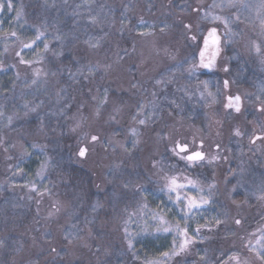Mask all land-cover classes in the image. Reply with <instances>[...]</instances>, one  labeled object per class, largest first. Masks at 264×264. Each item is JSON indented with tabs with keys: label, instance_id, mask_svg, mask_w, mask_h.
Here are the masks:
<instances>
[{
	"label": "rangeland",
	"instance_id": "rangeland-1",
	"mask_svg": "<svg viewBox=\"0 0 264 264\" xmlns=\"http://www.w3.org/2000/svg\"><path fill=\"white\" fill-rule=\"evenodd\" d=\"M121 1L104 0L106 6H109L110 9L123 11L119 15L120 21L116 20L113 15L107 25L109 28L121 26L120 33H124L127 42L121 44V42L109 38H104L105 41L101 39L92 42L96 44L99 41L97 47H90L92 55L89 56L90 62L88 61L87 64L91 65L92 72L89 73L87 67L82 73H77L75 77L81 74H86L88 78L93 77V75L99 76L96 80L93 79L94 83L87 81L90 92L85 89L84 91H78L75 95V91H72L70 97L74 94V98L73 100H71L72 98L69 99L68 103L65 101L66 105L63 100L68 97L62 96L61 90L63 88L59 86L58 81L49 76L47 77V75L45 78L44 74L41 75L42 72L39 76H36L34 70L30 69V66L37 63L36 61L39 59L36 52H42L44 42L49 44L50 51V46L54 45L52 40L44 35L40 41H37L38 47L34 46L31 50L22 48V43H29L35 38L37 28L24 19L22 6L19 7L14 0H11L13 8L9 10L7 8L9 0H0V3L4 5L3 8H0V81L3 82V77L7 74H20L17 89L13 85L6 92L5 97L4 94L0 95V103L4 99H9L7 103L0 104V112H3V116H0V160L6 163L15 159V155L19 156L17 162L13 163L8 176V185L22 188L32 198L46 195L48 199H53L54 196L61 199V196H64L54 190L57 174H55L56 165L53 162V154L46 145L42 142L39 143L43 135L41 129L44 128V123L42 121L38 122L35 129H33L36 131L34 134H31L33 131H27V123L30 117L33 116L47 119L50 112H54L51 114H55L59 121V117L63 115L64 111L71 108L73 112L67 115L66 126H64L66 144L74 145V148L77 146L76 150L78 151L81 147L87 150L86 156L83 158L76 152L77 168L89 176L96 198L101 200L107 198V201L114 202L113 206L110 207V215H108L110 217L109 224L105 223L103 219L101 221L95 220L94 213L89 216L87 213L84 214V218L87 220L83 222L84 225L82 224L76 229V235H86V228L92 225L89 236L94 239L96 248L101 252L105 250L103 242L107 244L106 242L111 241L116 245L121 242L127 246V251L129 249L134 259H139L142 262L145 259L156 258L160 253L168 251L172 246V235L167 233L156 234L153 222L150 219L151 211H160L166 214V219L170 223L175 224L180 221L181 226H183L184 218L181 207L173 202L175 194H172L173 199L169 200L168 195L161 191L164 184L162 176L167 172L168 175H176L180 183H186L184 177L198 180L204 187L202 195L208 194V183L216 186L212 193L211 202L200 209H194L189 214L190 217L195 216V219L201 225L205 224L206 221H212L208 227L202 228L200 238L196 241L206 243L207 234H219L226 239L238 238L235 236L241 234L238 242L230 241V243L234 242L239 245L231 247V244H229L224 246L220 249L221 255L224 252H226L225 258L236 255L240 264H264V258L259 255L260 250L264 249V200L259 198L264 194L261 192V185L264 183V139L250 143V139H255L256 136L264 137V111L257 110L264 107L259 101L260 97H264V64L261 63V60L264 59V38H262L260 24L261 18L264 17V8L260 7L262 0H235V6L233 7L215 9L209 7L213 4V0H186L182 4L179 0H124V3H121ZM224 2L226 3L227 0H224ZM216 3H221V0H216ZM87 5H90V8L93 9L96 6L91 21L93 22L94 18L96 23L102 22L105 15L97 0H89ZM18 10L21 12L19 19L16 16ZM210 10L215 15L228 18L229 28L226 29L220 21L204 19L205 13ZM165 25L168 27H165ZM185 25L190 26L188 34H186L187 28H185ZM213 26L218 27V35L221 38L220 52L222 60H220L219 66L224 69V73L221 74L222 84L217 87L215 95L222 97H225V95L231 96V94H233L232 96H240L241 111L239 113L227 112L223 110V106L221 110L213 109L210 113H205L206 111L196 107L198 102H204L203 96H206L203 95V90H199L197 84H192L193 87H186V84L177 76L172 77L170 82L167 73L158 76L164 74L163 70L166 65L162 63L166 61L163 57L167 58V56L175 60L176 66L181 68L185 66L184 69L186 68L187 71L191 67L187 63L191 58L188 52L193 47L190 45L193 42L190 37L199 36L198 43H200L202 36L207 34L208 28ZM13 31L17 33L16 37L11 36ZM59 37H61L59 40L64 38L63 35H59ZM254 44L261 46L260 52L256 51ZM124 47H135V49L128 52L123 50ZM17 52L21 53L25 61H32V63L21 64L19 62L21 56H17ZM192 52H194L195 62L200 51L197 53L194 48ZM225 52L229 53V56ZM47 53L44 54V58L40 62L46 59ZM174 57L178 58L173 59ZM230 59L237 62L232 68L234 75L225 72V66L230 64ZM97 61H102L100 66L94 63ZM239 61L240 68L249 76L248 86H242L241 82L238 83L241 80V75H235ZM129 62L138 66L140 69L139 76L145 81L144 86L139 87L140 90L142 89V96L135 103L133 94H130L128 95L127 104L115 106L114 101L111 102L113 97L109 96L110 88L113 87L121 91H125L128 87L135 88L134 81L136 79H133V77L136 76L130 72L129 66L131 65L128 64ZM32 70L33 74H30ZM193 72L195 73V71ZM136 75L138 77V73ZM101 79L104 80V84ZM225 80L228 81L227 87L224 86ZM156 81H161V83L157 84ZM252 81H254L253 84ZM105 91L108 94L107 102L100 105V100L104 99ZM16 92L18 95H22V100L17 103L14 102ZM91 95L93 98L95 97L93 100L96 109L99 107V115L96 114L98 117H95L96 109L89 100ZM191 99H194V103ZM75 100L76 103H74ZM32 101L33 104H31ZM26 104L28 108H25ZM140 105H144L142 110ZM187 105L191 106L186 109ZM29 108H35V111H29ZM196 109L200 113H196ZM82 113H86L84 120L81 119ZM198 115L200 117L199 122L195 119ZM9 116L13 117L11 123L8 121ZM133 117H136V119H133ZM145 118H147V121L144 125L137 122L139 119ZM218 118H220L222 127L212 129V122ZM174 123H177V126L172 130ZM18 124L21 130L14 132V127ZM77 124L80 126L76 127ZM59 126V124L53 123L49 125V128L54 129L59 128ZM73 128L76 130L73 131ZM131 128L137 129V136L130 135ZM236 128H239L244 135L241 137L234 136L232 133ZM51 135L54 136L52 138L58 137V134ZM92 135L99 136V142H93L91 140ZM188 138L191 141H188ZM172 139L174 141L181 139L179 142H189L194 147L206 143L204 147L209 155L217 153L221 154V157L211 164L207 162V160H210L207 158L203 163L189 166L187 162L180 160V158L170 156L173 148ZM134 140H139V143L134 145ZM33 143L43 145L44 151L41 152L39 148L33 149ZM68 146L65 148L68 149ZM24 149H27L30 155H23ZM69 150L72 149L69 147ZM108 150L112 151V155H105L107 152L109 153ZM128 159H132L131 162H134L135 165L137 162L143 164V170L145 171H148L146 167L149 165L150 169L152 167L156 171L160 170L163 175L158 178L155 176L148 177V183H145V186L150 185L152 186L151 189H145L144 191L142 189L138 192L136 186L142 185L139 182L141 180L130 179L126 176L125 178L120 177L125 175L124 170H131L129 167L125 169L129 164ZM45 160L48 162L45 175L43 178L37 177L35 174ZM171 160L175 161L174 165ZM156 162H159V165L153 167ZM129 166H132V164H129ZM170 170H174V172ZM150 172L148 171V173ZM127 175L130 174L127 173ZM63 181H66V179L63 178ZM31 183L37 186L38 192L42 195L29 190ZM25 185H28V187ZM233 185L238 186L230 196L229 192ZM135 192L138 193L137 197L139 198L137 199L139 203L137 206H134L136 204ZM238 192L240 194H237ZM122 193H127V197L125 196L123 201L121 199ZM185 194L198 195L191 188H185L180 192L181 196ZM235 194H237L238 201L234 196ZM145 197L146 201L143 199ZM233 199H236V203L233 202ZM95 202H93L92 209H99L100 204ZM143 202L148 204V209L145 210L146 214L144 216L133 215L137 212L140 203ZM82 207L84 206L77 208L76 205V209L73 210L77 218L79 215L83 219L82 215L77 212ZM103 207L105 210L106 206L103 205ZM63 209L65 208L59 210V215L71 217L67 211L62 212ZM104 210L100 214L105 215ZM103 215L98 216V218H104ZM214 217L221 220L219 225H216L213 221ZM236 219L241 220L239 226L235 224ZM64 222L65 225H70L68 224L70 219L61 223ZM146 223L149 226V232L153 234L146 235L141 232ZM189 223H191L193 229L197 226L196 222L191 219ZM57 225L40 228V234H49L48 236L58 241L57 243L61 242L63 240L61 234L68 226L62 227L63 231L61 232ZM126 228L127 232L131 234L130 239L133 245L131 249L128 247ZM69 230L74 232L75 228L73 227L71 230L70 226ZM106 231L110 235H115V237H108L109 234ZM249 233H254V238L245 246L244 240L249 237L244 235ZM55 235L57 236L55 237ZM75 237L77 238V236ZM34 241H30L31 246H35ZM208 246L207 249L201 248L199 250V256L204 258L202 259L204 262L205 256L209 255L207 264H212V262L215 263L214 257L218 256L214 254V252H217V248H213L211 244ZM80 247L81 245L77 244L75 247H70L71 249L68 248L69 251L65 249L66 252H59L54 259L49 257V261L56 264H75L76 262L68 261L69 256H75L78 258L79 263H90L87 259L88 246L86 245L87 249L85 245L82 247L86 250V256L83 254L78 255L77 248ZM74 248L75 251L77 250L76 253L72 251ZM113 249L114 246L112 245L105 255H112ZM94 256L96 257L97 254H94ZM64 258L67 259L66 262ZM172 259L168 261L171 264L174 263ZM95 262L96 260L92 261V264H95ZM26 264H40V262L29 260Z\"/></svg>",
	"mask_w": 264,
	"mask_h": 264
},
{
	"label": "trees",
	"instance_id": "trees-1",
	"mask_svg": "<svg viewBox=\"0 0 264 264\" xmlns=\"http://www.w3.org/2000/svg\"><path fill=\"white\" fill-rule=\"evenodd\" d=\"M14 1L19 7L22 6V15L24 19L34 27L38 29L40 28V30L52 40L54 45L50 46L51 49L46 54V59L43 62L34 63V65L30 66V69H41L42 76L44 74L45 78L47 75V77L49 76L58 81L59 86L63 88V90H61L62 96L68 97L66 100H63L66 105L69 102V99L72 98L71 100H73L74 98V94L72 97H70L72 91H75L76 95L78 91H84L85 89L88 90V82L92 83L94 80H96L97 76H99L93 75V77L88 78L86 74H81V77H75L78 73L77 70L83 68L84 71L88 66L87 62H90L89 56L92 55V51L90 50V47L88 46L89 44L86 43V41L93 42L101 39L105 41V39L109 38L113 39L114 41L121 42V44L122 42H124L123 44L127 42L124 33H120L121 26L109 28L107 25V22H110L109 19L112 18L113 15L116 20L120 21L119 15L120 12L123 11L110 9L109 6H106L104 0H97L98 4L102 7L105 17H103L104 20L102 22H95L96 24L91 21V17L94 16V12L96 11V6L94 9L90 8V5H87L89 0ZM123 1L124 0H122L121 3ZM179 1L182 4L186 0ZM189 32V28H187L186 34ZM59 35H63L64 38L62 40H57L56 37ZM197 40L199 41V36H197ZM130 48L124 47L123 50L129 52V50L135 49V47ZM55 53H59V55H55ZM163 59H166V61H163L162 63L163 65H166V68L163 70L164 74H160L158 76L166 75L167 73V68L169 66L168 56L167 58L163 57ZM94 63H97V65L100 66L102 61H97ZM128 64L131 65L129 66L130 72H132L133 75L135 74L136 77V73H138L139 78L133 77V79H136L134 81V89L128 87L125 91H121L116 90L113 87L110 88L111 91L109 96L111 98L113 97L111 102L114 101L115 106L127 104V99L129 97L128 95L130 94H133V101H135V103L139 101L142 96V89L140 90L139 87L141 85L144 86L143 84L145 81L139 76L140 69L135 63L129 62ZM235 64L236 62H233L232 66L234 67ZM33 70L30 74H33ZM19 80L20 74L18 73L7 74V76L3 77V82L0 81V95L4 94L5 97L6 92H8L13 87V85H15L17 89ZM101 81L103 82L104 80L101 79ZM21 96L22 95H18L16 92L14 102H20L22 100ZM93 99L94 98L91 95L89 100L96 109ZM8 100L9 99H4L3 101L2 99L3 102L0 104L7 103ZM74 103H76V100ZM31 104H33V101ZM72 112L73 110H71V108L66 109L63 115L59 117V121L55 117V114H51L54 112H50L47 116V119L44 117L33 116L30 117L27 123V131H33L31 134L36 133V131L33 129H35L38 122L42 121L44 123V128L41 129V133H43V135L39 143L42 142L44 145H46L53 154V162H55L56 165L55 174H57V182L54 190L56 193H62L64 196H66V199L64 196H61L62 200L58 196H56L57 199L55 196L53 199H48L46 198V195L32 198L29 193L22 188L9 186L8 176L12 170L13 163L17 162V157L19 158V156L15 155L14 157L16 158L12 159V162L7 161L5 163L4 161L0 160V264H26V262L29 260L40 262V264H56L55 262L51 263L49 261V257L54 259V257L59 254V252L64 253L66 252L65 249L68 250V248L75 247L77 244L81 245L80 248H77L78 255L83 254L86 256V250H84L82 247L84 245L85 247L86 245L88 246L89 250L87 259H89V261H87L90 263H79L77 257L69 256L68 261L76 262L75 264H92V261L94 260H96L95 264H143L141 260L134 259L129 249L127 251V246L123 245L121 242L120 244L118 243V245L111 241L106 242L107 244L103 242L105 245V250L101 252L98 248H96L94 239L89 236V230L92 228V225H89L86 228V235H76V229H78L83 224V222L87 220L84 218V214L88 213L89 216L91 213H94L95 220L101 221L103 219L105 223L109 224L110 217H108V215H110V207L113 206L114 202L107 201V198L105 199L106 201L104 199L101 200L100 198H96L94 196L89 176L87 173L85 174L81 169L77 168V156H75L76 152L77 154L79 152L76 150L77 146L75 148L74 145L71 144H68V146L66 144L67 139L64 138V126H66L65 120L67 115H69V113L72 114ZM96 116L97 115L95 113V117ZM83 118H86V113L81 114V119ZM53 123L59 124L60 129L58 127L54 129L49 128V125ZM18 130H21L19 124L15 125L14 132H19ZM51 134H58V137L52 138L54 136ZM66 146H68V149L70 147L72 150L68 151V149L65 148ZM108 151L109 153L107 152L105 155H110L112 153L111 150ZM135 158L137 159V157ZM131 160L132 159H128L127 162L132 164V166H129L128 164V166L125 167V169L129 167L131 170H124L125 175L120 177L125 178L126 176L130 179L141 180L139 182L142 183L141 188L143 191L145 189H151L152 187L150 185L145 186V183H148V177L155 176L158 178L163 175L160 170L156 171L152 167L150 169L149 165L146 167V169L151 172L148 173V171L143 170V164H139L137 162L135 165L134 162H131ZM127 173L130 175H127ZM63 178H65L66 181H63ZM126 194L127 193H122V201L125 199L124 197ZM237 194L240 193L238 192ZM237 194L234 196L236 197ZM236 198L238 201V197ZM94 201H96V204H100L99 209H92ZM233 201H236V199H233ZM74 204L77 205V208L84 206L77 210V212L82 215L83 219H81L79 215L78 218L74 215L73 210L76 209V205L74 206ZM103 205L106 206L105 210ZM62 208H65L62 210V212L67 211V213H70L71 217L60 216L59 210ZM103 210L106 213L105 215L100 214V212ZM101 215H103L104 218H98V216L100 217ZM62 219H70V222L68 223L70 225H65V222L61 223L62 221H65ZM56 224H58L57 227H59V231L61 232L63 231V229H61L62 227L68 226L63 231L64 233L61 234L63 240L59 243H57L58 241H55L53 238L49 237V234H40L41 231H39L40 228L42 229L45 226H55ZM70 226L71 230L73 227L75 228L74 232L69 230ZM106 232L108 233V231ZM108 234V237H115V235L113 236L110 235V233ZM240 235L241 234H237L235 237L240 238ZM45 236L47 237L43 238ZM56 236L57 235H55V237ZM74 236H77V238H74ZM244 236L249 237L248 239L244 240L245 246H247L248 243H250V241L254 238V233H249ZM207 238L208 239L206 243H200L196 241L185 253H182L179 257H174L172 259V262H174L173 264H207L209 255L205 256L206 258L204 263L199 256V250L201 248L207 249L209 247L208 245L210 244L213 246V248H217V252H214V254L218 255L214 257L215 263L212 262V264H224L225 261H229V258H225L226 252L221 255L220 249L229 244H231V247L234 245H239L238 243H234L238 242V238L226 239L219 234H207ZM31 240H35V246H31ZM230 241L234 242L230 243ZM112 245L114 246V249L112 250L113 254L110 256L105 255L106 252L108 253L109 249H111ZM52 249H56V251L54 252ZM119 249L121 250L119 251ZM72 251H75V248ZM94 254H97V256L95 257ZM64 260L65 262L67 261L65 258ZM167 264H171V262H168ZM229 264L236 263L234 261H230Z\"/></svg>",
	"mask_w": 264,
	"mask_h": 264
},
{
	"label": "snow or ice",
	"instance_id": "snow-or-ice-1",
	"mask_svg": "<svg viewBox=\"0 0 264 264\" xmlns=\"http://www.w3.org/2000/svg\"><path fill=\"white\" fill-rule=\"evenodd\" d=\"M235 6V0H227L225 3L224 0H221V3H216V0H213V4L210 5V9H215V8H220V7H233ZM246 7L247 5H241ZM4 5L0 3V8H3ZM261 8H264V0H262V3L260 5ZM7 8L11 10L13 8V4L11 0H9L7 4ZM17 19L21 17V12L18 10L17 11ZM204 19H211L213 21H220L223 26L228 29L229 28V20L226 17H221L219 15H215L213 11H208L205 13V16L203 17ZM142 22V21H141ZM93 23H95V19L93 18ZM261 24V32H262V38H264V17L261 18L260 21ZM165 27H168L165 25ZM189 25H185V28H189ZM45 33L41 31L40 29H36V36L34 39L31 40L29 43H22V48L24 49H33L34 46L38 47L37 41H40L44 37ZM12 37H16L17 33L13 31L11 33ZM57 40L61 39V37L57 36ZM193 41L197 39L196 36L190 37ZM86 43L89 44V47H97L99 41H97L96 44H93L91 41H86ZM220 44H221V38L218 35V27L213 26L208 28L207 34L203 36V47H201L200 52H199V58H200V63L199 65H193L188 69L189 74H191L196 67H201L205 69L211 70L214 67V62L217 57V55L220 52ZM256 49L257 52H260L261 46L260 45H253ZM210 52V57L206 59V53ZM49 52V44L47 42H44L43 44V50L42 52H36L37 57L39 59L36 61L37 63L40 62L41 59L44 58V54ZM17 56H21L20 52L16 53ZM55 55H59V53H55ZM21 64H31L32 61H25L23 57L21 56L20 61ZM261 63L264 64V59L261 60ZM88 71L89 73L92 72V67L91 65H88ZM227 71V69H225ZM78 73L83 72V68L77 70ZM41 74V69H34V75L39 76ZM35 82V81H33ZM157 84H160L161 81H156ZM205 85V88H207V81L202 82ZM224 86H228V81L224 82ZM95 99V97H94ZM108 99V94L107 91H105L104 94V99L100 100V105L106 104ZM227 103L225 104V108L232 109L235 112L239 113L241 111V97L240 96H229L227 97ZM260 104L264 105V97L259 98ZM25 108H28V105H25ZM141 110L144 108V105H140ZM118 111V109H116ZM258 111H264V107L258 108ZM29 111H35V108H29ZM96 114L99 115V107L96 109ZM27 115V113H25ZM0 116H3V112H0ZM133 119H136V117H133ZM13 120L12 116L8 117L9 123H11ZM147 121V118L145 119H139L137 122L141 125H144ZM80 125L77 124L76 127H79ZM76 129L73 128V131ZM236 137H241L244 135L242 131L239 128H236L233 130L232 133ZM130 135L132 136H137L138 132L136 128H131L130 129ZM100 137L97 135H92L91 140L93 142H99ZM264 139V137L261 136H256L255 139H250V143H255L256 140ZM134 145L139 143V140H134L133 141ZM202 147V146H201ZM219 147V145H218ZM32 148L36 149L39 148L41 152L44 151V146L39 145V144H32ZM86 149L81 147L79 149L78 155L83 158L86 156ZM171 151L174 153V155L178 156L180 160L187 162L189 166L193 164H199L203 163L207 160L205 153L202 150H193L190 151L187 143H181L179 141H173V148ZM183 154V155H182ZM23 155H30L27 149L23 150ZM217 156H213L211 160H207L209 164H211L213 161L218 159ZM159 165V162L154 163L153 167H157ZM48 167V162L47 160L43 161L40 165L39 170L36 172L37 177L43 178L46 172V169ZM23 170L21 169V172ZM162 171H164L162 169ZM162 179L164 180V184L161 188V191H164L168 197L169 200L173 199V195L175 194V199L174 203L178 206L181 207V211L183 212V226H181L180 221H177L175 224H172L169 222V220L166 219V214L161 213L160 211H151L150 219L153 222L154 226V231L156 234L160 233H167L172 235V246L168 251L162 252L159 254L158 257L152 258V259H145L143 264H167L168 261H170L173 257H179L182 253H185L191 245H193L198 238H200L201 235V230L202 228H206L209 226V224L212 223V221H206L205 224L201 225L199 222L195 219V216L190 217V213L193 212L194 209H200L203 206L208 205L211 202V197L212 193L215 189V184L208 183L207 184V189H208V194L207 195H202L201 193L204 192V187L201 185V183L198 180H193L189 177H184V180L186 183H180L178 181V177L176 175H168L167 172L162 176ZM28 187V185H25ZM238 185H233L232 189L229 192V195L231 196L232 192L236 191ZM127 187V185H125ZM137 191L140 192L142 191L141 186L137 185ZM185 188H191L194 189L198 195H188L185 194L184 196L180 195V192L184 190ZM30 191L32 192H38L37 186L34 183L30 184ZM261 192L264 193V183L261 185ZM38 194L42 195V193ZM260 199L264 200V194H262ZM146 201V197L143 198ZM183 202V203H181ZM236 203V201H233ZM148 209V204L146 202L140 203L139 208L136 213H133V215H140L144 216L145 210ZM193 220L196 222L197 226L195 229L192 228L191 223H189V220ZM213 221L215 222L216 225H219L221 223V220L218 218H213ZM236 225L241 224L240 219L235 220ZM211 230V229H209ZM141 232L150 235L153 234L149 232V226L146 223V226L141 229ZM126 233V238H128V247L131 249L132 248V240L130 239V235L127 232V228L125 229ZM52 251H56V249H52ZM259 255L261 258H264V249H261L259 252ZM201 259H204L203 257ZM230 261H235L236 264H240L239 258L236 255H233L229 257V261H225L224 264H229Z\"/></svg>",
	"mask_w": 264,
	"mask_h": 264
},
{
	"label": "flooded vegetation",
	"instance_id": "flooded-vegetation-1",
	"mask_svg": "<svg viewBox=\"0 0 264 264\" xmlns=\"http://www.w3.org/2000/svg\"><path fill=\"white\" fill-rule=\"evenodd\" d=\"M198 42L199 41L195 40V41H193L190 44L193 47H191V49H190L191 51L188 52L191 55V58H189L190 60H188V62H187V63H189L188 66L191 65V67H192L194 64L198 66L199 63H200L199 57L194 62V52H192V51L194 50V48L197 50V53L200 51L201 47L203 46V36L200 39V43H198ZM210 52H211V50L208 53H206V59L208 57H210ZM225 54L227 56H229V53L225 52ZM177 58L178 57H176V58L174 57L173 59H177ZM171 60H172L171 58H168V65L169 66L167 68V74H168L167 78L169 79V82H170L172 77L174 78L175 76H177V77L180 78V80H182L186 84L185 85L186 87H188V86L190 87V86H192V84H197V86L199 87V90H203L204 91L203 95H206V96H203L204 102H202V103L198 102L197 105H196L197 108H201L203 111H206L205 113H210L211 110H213V109L214 110L215 109H220L221 110L222 106H223V110H226L227 112L230 111L231 113H235L234 110L225 108V104L228 102L227 101V97H229V96L225 95V97H222V96H218L217 94L215 95V91L217 90V87H219L222 84V82H221L222 81L221 74L224 73V69H221V67L219 66L220 60H222L221 52H219V54L217 55V57L215 59V62H214V67L211 70L205 69V68H201V67H196V69L194 70L195 73L193 72L191 74H189L188 70L186 71V68L184 69L185 66L182 67V68L180 66H176V64L174 63L175 60H172V62H170ZM229 62H230V64L225 66V69H227V71H225V72H228V74L234 75L233 74L234 71L232 70V68H233L232 64H233V62H236V61H234V59H232V60L230 59ZM239 64H240V61H239ZM235 72H237L235 75H237V76L241 75V80H239L238 83L241 82L240 84L242 86H248V77L249 76L246 75L245 71L242 70L240 68V66H238V70L235 71ZM204 81L208 82L207 83V88H205V85L202 83ZM253 83H254V81H252V84ZM169 87H171V86H169ZM232 95L233 94H231V96ZM235 96H238V95H235ZM235 96H233V97H235ZM193 100L194 99H191L192 103H194ZM190 106L187 105L186 109H188ZM195 111H196V113H200V111H198L197 109ZM184 112H187V111H184ZM195 119L197 120V122H199V119H200L199 115L197 117H195ZM219 119L220 118H218L214 122H212V126H211L212 129H216V128H221L222 127L221 121ZM176 126H177V123H174L172 125V130H174L173 128H176ZM221 134H222V132H221ZM180 140L181 139H177V141H180ZM172 141H174V139H172ZM188 141H191V139L188 138ZM189 144L190 143L188 142L187 145H188L190 151L202 150L205 153L206 158H209L210 160L212 159L213 156H217L218 155V157H221V154H217V153L209 155L208 151L205 150V147H204V146H206V143H201L200 145H202V147H200V145L194 147L193 144H190V145ZM192 146H193V148H192ZM203 147H204V149H203ZM170 156L179 158L178 156L174 155L173 152H172V155H170ZM171 162L174 165L175 161L171 160ZM170 171L174 172V170H170ZM183 174H185V172H183ZM135 194H136V196H135L136 204L134 206H137L139 204L137 199H139V198L137 197L138 193L135 192Z\"/></svg>",
	"mask_w": 264,
	"mask_h": 264
}]
</instances>
